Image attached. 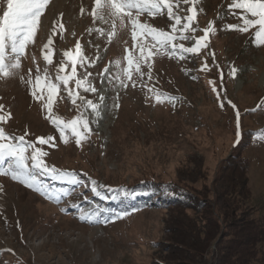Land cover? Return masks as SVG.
<instances>
[{
  "label": "rangeland",
  "instance_id": "374dc122",
  "mask_svg": "<svg viewBox=\"0 0 264 264\" xmlns=\"http://www.w3.org/2000/svg\"><path fill=\"white\" fill-rule=\"evenodd\" d=\"M233 2L199 0L195 22L199 30L195 35H202L210 22L215 27L208 48L199 55L183 54L184 59L179 58L180 53L171 57L153 55L149 61L152 79L134 75L137 86L128 82L125 89L114 87L117 81L109 83L100 74L108 68L104 76L114 77L121 68H127L125 56L138 55L127 20L124 26L116 21L113 28L111 22L93 20L90 13L94 0H51L43 15L46 21L37 31L35 44L29 46L22 59L18 74L0 78V105H3L0 115L11 114V119L0 127L6 134L17 137L27 133L28 141L48 153L44 157L48 166L74 174L79 183L73 185L69 178L53 179L52 174L36 173L42 191L51 193L53 199H49L10 176H0V264L166 263L170 254L164 231L166 212L147 203L137 204L129 197L131 191H144L145 183L181 181L184 175L192 174L194 163H205L206 179L197 188L206 195L223 163H238V157L247 161L251 191L248 207L256 215L264 216V139L259 138L264 133V45H255L252 37L256 29L248 33L227 30L228 25L242 26L238 18L242 12L231 9ZM190 6L180 3L174 12L183 17L190 14L187 12ZM140 21L170 34L174 23L166 10L155 18L141 15ZM54 22L62 23L64 29L61 31L57 24L51 46L53 63L47 66L49 75L55 78L63 52H75L79 41L84 55L94 64L85 68L78 65L77 78L91 72L88 79L97 92L75 89L74 81L69 87L85 101L99 103V96L105 97L99 118L90 108L85 112L91 132L79 146L70 131L66 132L68 143L60 139L51 118H46L47 109L41 101L34 100L29 86L20 79V76L28 79L31 69L34 81L37 64L43 73L46 62L41 49ZM89 29L93 31L90 33ZM96 29H101L103 35ZM150 39L142 41L138 36L137 43ZM174 43L193 46L192 41ZM116 61H120L119 67ZM205 63L207 68L201 71ZM232 67L237 69L235 78L230 75ZM142 71L147 73V63L142 65ZM70 73L69 65L62 74ZM210 81L215 82L220 95L235 104L236 109L227 104L220 107ZM148 88L175 97V105L156 104ZM37 94L41 92L38 90ZM42 94L47 100V92ZM80 104L79 99L76 105L72 104L61 87L54 98L52 117L67 123L85 111L83 107L77 108ZM236 110L241 114L238 143ZM49 136L54 137L51 144L37 143L38 138ZM241 144L246 146L236 149ZM92 181L104 186L98 191L106 199L92 192ZM114 196L117 199H112ZM117 212L128 215L116 219ZM97 213L99 219L109 222L89 223L87 217ZM82 215L85 220L80 219Z\"/></svg>",
  "mask_w": 264,
  "mask_h": 264
},
{
  "label": "snow or ice",
  "instance_id": "6c2138e0",
  "mask_svg": "<svg viewBox=\"0 0 264 264\" xmlns=\"http://www.w3.org/2000/svg\"><path fill=\"white\" fill-rule=\"evenodd\" d=\"M51 0H0V78H11L18 74V71L22 67V59L26 57L27 50L30 45H34L36 41L37 31L41 28V17L44 15L45 9L50 4ZM180 3L191 5L187 12L190 13L185 16H180L174 12V7ZM199 0H94L95 6L92 8L91 15L94 21H100L105 24L111 22L112 27L115 28L116 21H119L121 26H124L125 19L131 26V37L133 40V48L138 49V55L129 54L124 57L127 62V68H121L114 77H107L104 74L109 72L108 68L104 69V72L100 75L108 79L109 83L113 80L117 81L114 87L128 88L131 82L132 87H136L137 83L134 80V75L139 78H143L147 75L148 79H152V64L149 61L153 55L164 54L169 57L176 53H180L179 58L184 59L183 54H195L199 55L202 49H207L209 45V37L214 33L215 27L213 23H209L206 28L203 29V34L196 36L195 33L199 30L195 26L197 20L198 10L196 5ZM231 9H239L242 14L238 17L242 21V26L228 25L227 30L239 31L240 33H248L252 29H256L254 36L252 37L256 46L264 45V0H234L231 5ZM166 10L169 20L174 21L169 32L158 30L148 23L140 21L141 15L146 14L149 17H157L164 14ZM84 9L81 8V12ZM57 24L62 31L64 25L62 23L54 22L47 42L42 46V58L46 62V66L41 73L39 65L36 66V75L34 81L32 79V70H28V79L24 76H20V79L24 81L30 88V94L34 100L41 101L43 108L47 109L48 116L51 118L52 124L59 131L60 139L66 144L68 143V137L66 132L70 131L71 135L75 137V143L79 146L82 140L88 138V134L91 132L89 128V121L85 116L87 109L92 110L97 118L100 115V106L104 104L105 97L99 96V103H93L92 100H86L80 95L78 91L69 87L70 82L75 83V89H83L85 93H96L97 88L93 86L88 77L92 75L88 72L82 79L77 78V66L85 68L93 66L94 62L90 61L87 56L84 55L82 46L77 41L75 45V52L64 51L62 59L59 62L55 78L48 73V65L53 63L54 50L51 47L54 43L53 37L56 35ZM90 33L93 29L88 30ZM99 34L103 35L101 29H96ZM109 34V41H111L112 35ZM179 34V35H176ZM138 36L142 41L147 40L150 37V41L137 43ZM192 41L193 46L185 47L183 43H174V41ZM155 50L153 52L152 50ZM126 51H128L126 49ZM214 55V54H213ZM33 62L36 63L35 56L32 57ZM99 59V57H97ZM147 63L148 71L145 73L142 71V65ZM117 67L120 66V61H116ZM71 66L70 74L65 73L66 68ZM207 68L205 63L204 68ZM237 69L231 68L230 75L235 78ZM213 84L212 91L217 94V100L221 108L225 105H230L233 109H236V105L230 100H225L220 95ZM63 87L67 91V96L71 99L72 104H77V99L81 101L77 108L83 107L85 111L80 112V115L65 123L59 117H52V108L54 98L57 93ZM41 94L38 95L37 91ZM47 92V100L44 99L43 92ZM148 92L153 94L156 104H163L165 102L172 104L176 103V98L166 93H161L154 88H148ZM118 98V97H117ZM115 107H119L116 104ZM264 107V105H262ZM3 109V105H0V110ZM11 119V114L7 116L0 115V124H5ZM241 114L238 110L235 111V121L237 126V143L239 142V128H240ZM25 133L19 137L6 134L3 127H0V176L7 175L13 181L19 182L24 186L31 188L32 190L47 196L49 199H53L51 193L47 190H43L36 182V173L52 174L53 179H65L69 178L68 182L75 185L79 183L74 174L59 171L55 167H50L45 163L44 157L48 155L47 152L37 147L36 144L28 141ZM260 139H264V133L259 134ZM54 137L49 136L45 138H38L37 143L39 145L51 144ZM92 192L100 195L101 199H106L98 191L99 188H103V185H98L96 181H92ZM109 191H113L109 189ZM55 199L59 201L60 197L56 196ZM117 199V197H112ZM127 212L115 213L116 219H122L127 216ZM81 220H85V216L80 217ZM89 223H103L107 224L109 219H99V213L87 217Z\"/></svg>",
  "mask_w": 264,
  "mask_h": 264
},
{
  "label": "trees",
  "instance_id": "16d2710c",
  "mask_svg": "<svg viewBox=\"0 0 264 264\" xmlns=\"http://www.w3.org/2000/svg\"><path fill=\"white\" fill-rule=\"evenodd\" d=\"M240 159L219 167L206 195L197 188L206 179L205 163H194L192 174L177 183H145L144 191H131L130 200L166 212L170 254L162 264H264V216L248 207L249 166Z\"/></svg>",
  "mask_w": 264,
  "mask_h": 264
},
{
  "label": "bare ground",
  "instance_id": "6f19581e",
  "mask_svg": "<svg viewBox=\"0 0 264 264\" xmlns=\"http://www.w3.org/2000/svg\"><path fill=\"white\" fill-rule=\"evenodd\" d=\"M58 5H59V3H58ZM45 17V16H44ZM46 21V17L45 18H43V16L41 17V26H43V22H45ZM54 38V37H53ZM10 90V89H9ZM102 131V130H101Z\"/></svg>",
  "mask_w": 264,
  "mask_h": 264
}]
</instances>
